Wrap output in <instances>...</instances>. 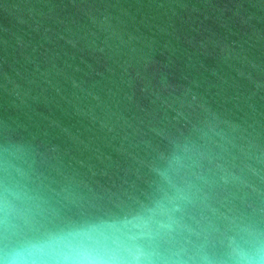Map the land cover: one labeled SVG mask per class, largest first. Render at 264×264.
<instances>
[{
	"label": "water",
	"instance_id": "1",
	"mask_svg": "<svg viewBox=\"0 0 264 264\" xmlns=\"http://www.w3.org/2000/svg\"><path fill=\"white\" fill-rule=\"evenodd\" d=\"M6 182L37 227L180 192L189 264L264 241V0H0Z\"/></svg>",
	"mask_w": 264,
	"mask_h": 264
},
{
	"label": "clouds",
	"instance_id": "2",
	"mask_svg": "<svg viewBox=\"0 0 264 264\" xmlns=\"http://www.w3.org/2000/svg\"><path fill=\"white\" fill-rule=\"evenodd\" d=\"M19 194L0 188V264H189L182 251H166L173 239L179 201L162 199L123 216L35 226L17 206ZM22 221V223H20ZM228 264H264V241L229 242ZM196 264H213L201 256Z\"/></svg>",
	"mask_w": 264,
	"mask_h": 264
}]
</instances>
